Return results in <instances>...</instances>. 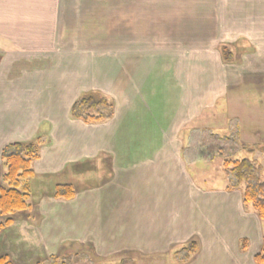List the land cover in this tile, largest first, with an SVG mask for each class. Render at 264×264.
<instances>
[{
    "label": "crops",
    "instance_id": "obj_1",
    "mask_svg": "<svg viewBox=\"0 0 264 264\" xmlns=\"http://www.w3.org/2000/svg\"><path fill=\"white\" fill-rule=\"evenodd\" d=\"M108 4L0 0V182L3 149L43 139L32 161L37 198L2 229L0 255L37 264L83 248L86 260L91 253L129 264H255L259 217L241 191L195 188L173 140L206 106L246 116L242 130L261 121L264 110L247 89L252 77L221 74L246 70L249 57L247 70H264L256 54L264 39L253 46L254 38L241 37L246 29L264 35V0H117L120 24L111 35ZM236 45L241 58L236 49L233 61L223 60L222 46ZM215 82L223 90L206 94ZM93 90L120 91L117 131L71 116L74 101ZM137 130L142 136L131 138ZM68 166L83 185L70 199L52 197L49 188L63 182L49 178ZM190 241L198 249L178 263L173 251Z\"/></svg>",
    "mask_w": 264,
    "mask_h": 264
},
{
    "label": "rangeland",
    "instance_id": "obj_2",
    "mask_svg": "<svg viewBox=\"0 0 264 264\" xmlns=\"http://www.w3.org/2000/svg\"><path fill=\"white\" fill-rule=\"evenodd\" d=\"M108 8L107 10L103 8V14H107L108 21H109V34L111 35V32L113 29L114 34L117 32V25L120 24V14L118 13L116 9V3L117 0H108ZM94 25V24H93ZM90 31L94 32L96 34L98 32V29L94 26L90 28ZM252 31V30H251ZM247 31L243 30L241 37H248V35L251 36V38H254L255 42H253V46H256L258 43V40H263L264 35H261L260 33H257L252 31ZM96 32V33H95ZM246 39V38H244ZM240 42H245L243 39ZM246 44V43H243ZM241 46H233V47H227L228 50L231 51L232 53V61L234 58V51L237 49L238 50V58H241V53L240 50ZM257 56L261 57L264 56V49H258V52L256 53ZM236 56V57H237ZM252 57H249L248 59V67L252 63ZM238 60V59H237ZM258 60L257 58L254 57V62ZM264 60V59H262ZM261 61V60H260ZM261 64V63H260ZM253 66V63H252ZM247 67V68H248ZM231 70L230 74L225 76V74H221V78L225 79V81L236 80V81H247L252 77L251 80L248 81L247 84L252 82L250 85H247V89L252 96V100L250 103H256L258 102L259 106H261V110H264V70L261 69H255V70ZM253 68V67H252ZM237 75V76H236ZM241 75L244 77L250 76L249 78H242ZM212 76V74L210 75ZM237 77V78H236ZM236 78V79H235ZM257 80L260 82L257 83ZM213 82V81H211ZM254 83V84H253ZM215 87L210 86L208 87V90H205L206 94L212 93V91H215V93L219 90H223V87H217L218 84L215 82ZM213 85V83H212ZM221 88V89H220ZM237 89V88H236ZM234 91H237V90ZM90 92H98L100 95H103L106 97L109 101L112 102L113 106L116 108L120 107L119 105H123V101L120 97V91L119 90H114L112 92L109 91H102V90H93L85 93H90ZM241 93V92H239ZM205 94V95H206ZM222 99L221 102L224 103ZM261 100L262 103H261ZM226 101V100H225ZM223 107V105H222ZM225 108V107H223ZM220 110V113H219ZM230 108L226 110V112L222 111V108H211L210 107H205V114L204 116L202 114H198L197 118L195 120H192V117L190 118V122L187 124H181V126H184L186 129H184L181 133L179 138H175L173 140L174 146L181 148L179 150L181 152L180 155L177 157L181 159V169L183 170L182 172L184 175L190 180L192 185L196 187H200L199 189H207V188H213V189H222L226 188L227 185L230 183L228 180V177L226 176V167L225 164L227 163L228 160H242L244 158H247L249 160H257L258 164L261 165V179L264 180V148L256 150V152H250L248 149H244L240 146L241 143H246V144H260L261 146H264V115L262 116V119L260 118L257 124L253 123H247V126L245 125L244 130H242L241 127V120L240 118H246V116L241 115L240 112H236L235 117H230L228 118V115L231 113ZM218 111V112H217ZM233 111V110H232ZM224 112V113H221ZM245 112V110H243ZM227 116V117H226ZM239 117V118H238ZM247 119V118H246ZM245 121V120H244ZM108 125H109V134L113 133L118 130V120L116 119H109L107 120ZM247 122V120L245 121ZM106 123V122H105ZM234 130L236 133H234ZM135 131V130H133ZM243 131V133H242ZM107 133V132H106ZM217 135L219 136H229V140L227 141H221L218 139V141L214 142L212 135ZM142 136V133H140L138 130L136 134H132V137H139ZM131 140V139H130ZM217 143V146L215 147L214 145ZM259 145V146H260ZM222 148V149H221ZM222 150L224 151L225 155L220 156L218 155V152ZM102 166L101 163L97 164H92L91 166L95 168L97 166V169H100L98 166ZM90 166V164H88ZM73 167L68 166L67 170L63 172L62 174L59 175H52L49 178V181L53 182H67L71 183L75 189H79L80 186L83 185V182L74 180L71 176L70 173L73 171ZM181 173V172H180ZM237 191H243V186H240L239 188H232ZM246 208H249L250 210H254L251 205L246 204ZM261 224H263V230H264V221L260 220ZM242 240L241 243H243ZM191 242V241H190ZM246 242V241H245ZM189 243V242H188ZM186 243L185 245H187ZM184 245V246H185ZM183 246V247H184ZM181 248H176L173 251V258L176 259V252H179ZM78 256L76 257H69L67 258L66 264H126L129 262L123 261L119 262L121 260H118L117 258H110V259H99L96 258L95 256H92L90 253L91 258L90 259H84L83 254H87V251L83 252V248L81 251H78ZM178 258L180 259L181 256H183V253H178ZM52 255H57L60 258L63 257L62 255H68L66 252L59 254H52ZM193 255V254H192ZM191 255V256H192ZM132 256V255H131ZM131 256L124 255V258L132 259ZM58 257V258H59ZM56 258L57 264H61L60 261L61 259ZM123 259V258H122ZM190 259V258H188ZM186 259V260H188ZM184 260V261H186ZM178 263H181L182 261H178Z\"/></svg>",
    "mask_w": 264,
    "mask_h": 264
},
{
    "label": "trees",
    "instance_id": "obj_3",
    "mask_svg": "<svg viewBox=\"0 0 264 264\" xmlns=\"http://www.w3.org/2000/svg\"><path fill=\"white\" fill-rule=\"evenodd\" d=\"M221 54L223 60L232 61V53L226 46H222ZM70 114L73 118L82 121L85 124L102 123L112 118L114 115V106L103 95L98 92L81 94L72 104ZM234 133L235 130H234ZM213 141H227L229 136L212 135ZM43 140L36 138L26 142H14L7 145L2 151V176L0 182V217L4 218L0 222V233L2 229L9 225L14 215L18 212L30 210L33 199L31 181L34 178L32 161L38 157V150ZM217 146V143L214 145ZM240 146L248 149L250 152H256L258 144L241 143ZM264 148L261 146L260 149ZM222 149V148H221ZM218 155L224 156V151L220 150ZM226 176L230 183L229 188H239L243 186L242 199L245 204L251 205L260 220L264 221V180L261 179V165L257 160H228L225 164ZM76 193L75 187L71 183L63 182L52 186L50 195L56 198L70 199ZM246 247L243 241L242 248ZM198 249L195 241L178 250L183 256L178 261H184L191 257ZM51 255L37 262V264H57V259H61V264H66L70 255ZM59 257V258H58ZM70 259V258H69ZM255 264H264V234L259 252L254 256ZM0 264H14L7 255H0Z\"/></svg>",
    "mask_w": 264,
    "mask_h": 264
},
{
    "label": "flooded vegetation",
    "instance_id": "obj_4",
    "mask_svg": "<svg viewBox=\"0 0 264 264\" xmlns=\"http://www.w3.org/2000/svg\"><path fill=\"white\" fill-rule=\"evenodd\" d=\"M42 139V138H41ZM43 140V139H42ZM42 144H43V142H42ZM260 145V144H259ZM257 146V149H260V147H261V145L260 146ZM48 185V184H47ZM51 189H52V186L49 188V190L47 191V192H50L51 191ZM33 193V192H32ZM38 193V192H37ZM32 196H33V199H34V197L35 198H37V195L35 194V193H33L32 194ZM38 196H39V194H38ZM68 255H70V253L68 254Z\"/></svg>",
    "mask_w": 264,
    "mask_h": 264
}]
</instances>
